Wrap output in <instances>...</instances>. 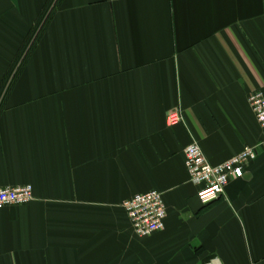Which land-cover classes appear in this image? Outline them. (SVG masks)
<instances>
[{
	"label": "crops",
	"instance_id": "obj_1",
	"mask_svg": "<svg viewBox=\"0 0 264 264\" xmlns=\"http://www.w3.org/2000/svg\"><path fill=\"white\" fill-rule=\"evenodd\" d=\"M49 0H0V85ZM264 0H60L0 110V264H264ZM184 123L169 127L170 112ZM256 159L203 205L184 149ZM157 191L164 230L121 209Z\"/></svg>",
	"mask_w": 264,
	"mask_h": 264
},
{
	"label": "built area",
	"instance_id": "obj_2",
	"mask_svg": "<svg viewBox=\"0 0 264 264\" xmlns=\"http://www.w3.org/2000/svg\"><path fill=\"white\" fill-rule=\"evenodd\" d=\"M249 107L260 128L264 131V95L254 92L248 97ZM168 128L184 123L179 111H172L166 119ZM237 155L224 163L212 166L208 163L198 144L192 141L184 149V166L192 184L199 186L197 193L203 205L220 199L232 179L242 178L245 168L256 159L255 148L246 146ZM33 200L31 186L6 187L0 189V209L26 205ZM133 234L139 238H148L164 230L167 210L162 194L149 191L137 194L121 205Z\"/></svg>",
	"mask_w": 264,
	"mask_h": 264
},
{
	"label": "trees",
	"instance_id": "obj_3",
	"mask_svg": "<svg viewBox=\"0 0 264 264\" xmlns=\"http://www.w3.org/2000/svg\"><path fill=\"white\" fill-rule=\"evenodd\" d=\"M59 1L60 0L48 1L37 23L31 29L26 39L23 41L12 64L8 67L7 71L5 72L2 83L0 85V110L3 106L6 97L8 96L7 94H9L11 90L12 83L15 81L18 74L22 70V67L24 66L26 60L30 56V53H32V50L34 49L36 43L38 42V39L40 38L45 28V25L48 23L53 10L58 5Z\"/></svg>",
	"mask_w": 264,
	"mask_h": 264
}]
</instances>
